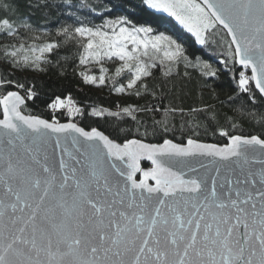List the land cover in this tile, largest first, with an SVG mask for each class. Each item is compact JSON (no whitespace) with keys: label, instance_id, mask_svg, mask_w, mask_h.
I'll return each mask as SVG.
<instances>
[{"label":"snow or ice","instance_id":"1","mask_svg":"<svg viewBox=\"0 0 264 264\" xmlns=\"http://www.w3.org/2000/svg\"><path fill=\"white\" fill-rule=\"evenodd\" d=\"M0 264H264V0H0Z\"/></svg>","mask_w":264,"mask_h":264},{"label":"trees","instance_id":"2","mask_svg":"<svg viewBox=\"0 0 264 264\" xmlns=\"http://www.w3.org/2000/svg\"><path fill=\"white\" fill-rule=\"evenodd\" d=\"M90 3L96 4L99 3L100 0H89ZM100 12V9H96V12L93 14H97ZM67 14V13H65ZM83 15H87V12L82 10ZM57 13L55 10H53V14L49 17L48 21H41L42 24H51L55 21ZM166 18L167 15L163 14ZM40 13H37V19H39ZM171 19V18H167ZM172 24L174 25V28L172 29L173 33H179L182 38L184 39L185 42H191L193 39L190 34H188L186 31H184L178 24H176L175 21H172ZM196 47H199L198 45ZM212 58V62L215 63L216 60L220 57V49H209L205 53V58ZM54 80L56 79L55 76L52 77ZM223 81V87L227 88L228 81L227 78L222 76L221 77ZM60 84H64L66 87L70 88L72 91V94L75 99H77L81 104L87 103L88 105H96V106H101V107H106L109 108L110 110L115 111L116 107L115 105L117 102H122L128 98L126 97H118L114 93H111L109 91L108 87L104 88H95L93 86L89 85H83L82 83H76L75 81L73 82H68V81H58ZM182 87V82L177 81V91H180V88ZM198 87L195 82L188 83L186 87L183 88V92H180V98L183 100L185 104H192V103H199L200 101L198 100ZM184 93H187V95H184ZM205 99H207V93H205ZM129 102H132L129 100ZM211 102V101H209ZM47 115V114H45ZM61 121H66L67 117L61 116ZM96 119V118H92ZM111 119V118H109ZM97 123L99 126L104 127V119L100 118L98 119ZM246 131L250 130L248 128L245 129ZM256 131H259V129H256ZM209 140H213V138L210 136L206 137Z\"/></svg>","mask_w":264,"mask_h":264},{"label":"water","instance_id":"3","mask_svg":"<svg viewBox=\"0 0 264 264\" xmlns=\"http://www.w3.org/2000/svg\"><path fill=\"white\" fill-rule=\"evenodd\" d=\"M62 122H66V121H62Z\"/></svg>","mask_w":264,"mask_h":264}]
</instances>
